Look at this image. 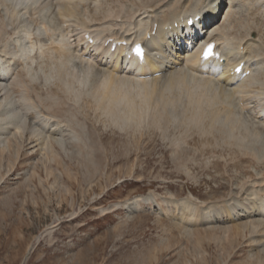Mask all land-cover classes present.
<instances>
[{
	"label": "rangeland",
	"instance_id": "obj_1",
	"mask_svg": "<svg viewBox=\"0 0 264 264\" xmlns=\"http://www.w3.org/2000/svg\"><path fill=\"white\" fill-rule=\"evenodd\" d=\"M107 1L102 12L110 7L104 14L110 11L111 19L120 22L149 2ZM258 9L264 13V1L256 9V21L261 24L264 14ZM21 19L0 18L2 43L11 45L24 36ZM43 20L51 23L49 29L58 37L60 19L49 12L41 16ZM50 60L42 59L47 73ZM74 65L64 74L80 93L72 94L62 89L63 82L58 83L60 103L56 104L60 105L53 107L62 114L57 120L65 132H50L52 137H64L66 144L53 139L49 146L41 145L29 130L22 133L12 126L11 145L6 150L0 144V264H251L252 254L259 247L264 249L263 227L235 238L223 229L238 227L239 221L231 222L228 213L215 220H224L222 227L221 221L182 222L176 213L188 201L202 213L205 202L222 201L223 205L232 192L242 195V188L252 184L251 176L261 173L260 168L249 162L238 165L234 159L241 155L234 156L230 147L221 146L220 134L204 133L208 121L190 125L174 118L172 110L183 114L188 105L184 93L185 99L179 97L180 91H168L171 96L166 92L168 98L181 99L175 104L183 101L178 109L175 104H170L171 109L160 105L163 110L154 102L151 110H139L140 123L123 124L120 119L116 123L117 116L109 115L96 96L83 93L90 91L87 83L95 82L89 63ZM43 91L39 100L53 102ZM132 92L137 94L139 89ZM17 93L13 92L17 96L9 100V107L0 104V119L5 107L19 102ZM33 99L39 103L36 96ZM158 112L163 117L155 122Z\"/></svg>",
	"mask_w": 264,
	"mask_h": 264
},
{
	"label": "bare ground",
	"instance_id": "obj_2",
	"mask_svg": "<svg viewBox=\"0 0 264 264\" xmlns=\"http://www.w3.org/2000/svg\"><path fill=\"white\" fill-rule=\"evenodd\" d=\"M260 1L264 0H149L148 4L142 6V10H136L127 20L120 22L118 18L111 19L114 13L111 15L109 11L104 14L110 4L102 12V6L108 3L107 0H0V18L9 17L13 21L22 18L21 28L24 31V36L18 34L11 45L2 43L3 35L0 31V45L4 44L0 48V104H9L16 91H19L20 103L15 102L11 108L5 107L4 113L1 112L0 144L5 149L11 145L8 137L14 128L22 133L29 130L41 145L49 146L53 139L59 145H64V137L61 139L50 135V132L58 130L65 132L60 119L57 120V116L62 114L53 107L60 99L58 83L63 82L62 89L67 88L66 91L79 94L80 91L67 82L68 76L64 72L71 63L79 67L88 62L95 82L87 83L91 84L90 91L84 90L83 93L96 96V101L106 108L109 115L113 118L117 116L116 123L119 119L123 124L140 123L142 118L139 117V110L148 111L154 102L159 107L167 104L174 107L176 101L181 100L179 97H186L188 105L184 111L181 108L183 114L179 111L172 113L173 110L170 112L174 118L185 119L190 125L208 121L204 133L220 134L221 146L230 147L234 156L241 155V159H234L238 165L249 162L253 167L262 169H259L260 175L254 173L251 176L254 180L248 188H242V195L234 196L232 192L233 196L224 199L223 205L222 201L205 202L202 213L188 201L184 204V211L182 209L176 213L177 218L182 222L216 224L221 221H215L217 218H223V212L228 213L231 222L236 221L235 218L239 221L238 227L223 229L235 238L241 232L253 233L258 228L264 229V110L260 107L261 96L264 94V17H261V24L256 21V9ZM227 4L228 11L222 22L223 15L219 16V12ZM49 12L57 13L55 16L59 15L62 19L57 27L60 31L58 37L50 31L51 23L45 19L41 21V16ZM258 12L264 14L259 9ZM198 16L201 18L194 24L188 23L189 19ZM41 30L47 33H43L44 37H40ZM253 32L258 34L253 36ZM86 34L93 42L85 38ZM111 38H114V52L111 50L112 45L105 46ZM210 38L218 41L225 58L223 63L213 66L201 63L197 47L200 41ZM135 39L145 44L146 55L143 61L128 63L123 59L125 48ZM70 40L75 43V49ZM123 40H127V44H122ZM90 52L92 54L89 55ZM42 59H53L47 65L49 73L44 70L45 61ZM242 63H245V68L235 73ZM44 71L47 74L44 75ZM122 72L126 75H122ZM33 80L37 82L35 85ZM52 81L53 85L49 87ZM43 89L46 90L47 100L51 98L53 102L46 104L47 101L39 100ZM134 89H139V92L133 94ZM168 91H180L182 94L179 93L176 100L172 98L174 95L170 97ZM16 96L14 94L13 98ZM35 96L39 103L34 102ZM139 96H142L141 101L137 99ZM178 104H175L177 109ZM164 107L160 108L166 110ZM155 115V122L161 121L162 112ZM215 164L219 165L217 162ZM240 202H243L241 209ZM244 204L247 206L243 207ZM231 209L236 210L235 215ZM223 224L224 220L220 227ZM254 244L259 246L257 242ZM250 258L251 264L255 260L256 263H262L264 249L259 247Z\"/></svg>",
	"mask_w": 264,
	"mask_h": 264
},
{
	"label": "snow or ice",
	"instance_id": "obj_3",
	"mask_svg": "<svg viewBox=\"0 0 264 264\" xmlns=\"http://www.w3.org/2000/svg\"><path fill=\"white\" fill-rule=\"evenodd\" d=\"M136 51L137 54L142 58V49L139 46H137ZM211 51H212V46H209L208 50L205 53V59L208 58V56L211 54Z\"/></svg>",
	"mask_w": 264,
	"mask_h": 264
}]
</instances>
